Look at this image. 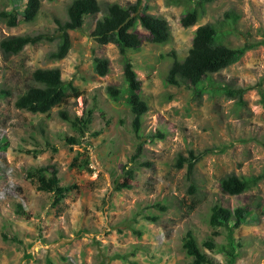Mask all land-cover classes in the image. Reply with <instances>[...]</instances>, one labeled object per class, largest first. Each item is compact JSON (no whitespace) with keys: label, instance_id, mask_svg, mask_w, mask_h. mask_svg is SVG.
<instances>
[{"label":"rangeland","instance_id":"374dc122","mask_svg":"<svg viewBox=\"0 0 264 264\" xmlns=\"http://www.w3.org/2000/svg\"><path fill=\"white\" fill-rule=\"evenodd\" d=\"M72 1L44 2L31 24L10 27L0 21V41L40 32L57 36L55 18L65 22ZM99 1L128 6L138 0ZM143 1L148 13L169 22L172 40L166 45L146 41L127 55L149 105L139 135L125 98L113 102L107 94L109 86L125 87V57L115 45H100L91 37L102 14L70 31L72 46L60 61L47 57L57 49L58 39L28 46L17 56L4 57L0 50V138L8 142L0 152V264H188L183 238L189 229L202 250L225 262L221 254L202 246L214 232L209 224L212 206L246 205L256 210L259 204L264 206V0H215L191 28L181 25L183 7L169 6L167 0ZM14 4L0 0V11H12ZM230 10L239 20L230 34H221V42L253 48L214 74L212 85L201 95L168 85L170 54L184 58L194 31L223 20ZM96 58L109 59L108 76L95 73ZM40 68L60 69L65 85L78 88L79 96L70 95L61 109L71 116L92 110V124L80 145L63 139L76 133L59 117V108L39 115L15 107L18 95L32 84V73ZM225 89L242 94V101ZM158 130L165 133L164 139L156 136ZM139 143L143 154L134 165L131 158ZM191 151L201 156L194 174L195 193L189 190L187 166L175 167L178 156L189 157ZM78 153L80 164L90 159L89 169L73 165ZM51 165L57 168L61 185L73 187L56 206L52 194L38 191L26 178L28 169ZM134 166L132 189L117 190L124 168ZM227 175L259 181L243 195L229 196L220 189V180ZM158 203L168 210L155 208ZM19 207L28 216L19 215ZM256 212L258 221L236 232L242 244L237 264H264V215ZM152 216L158 222L148 219ZM218 230L221 234L215 240L225 244L226 230Z\"/></svg>","mask_w":264,"mask_h":264},{"label":"trees","instance_id":"16d2710c","mask_svg":"<svg viewBox=\"0 0 264 264\" xmlns=\"http://www.w3.org/2000/svg\"><path fill=\"white\" fill-rule=\"evenodd\" d=\"M14 9L12 11L1 10L0 21L10 27L18 24H31L39 17L43 3H53L57 0H12ZM215 0H167V5L183 7L181 25L184 28H191L198 24L204 16L207 4ZM102 17L96 22L91 32V37L100 45L113 44L119 53L125 57L124 60V82L125 87H107V94L113 102L125 98L126 104L133 115V129L137 135L140 134L143 125V118L149 111L148 103L142 97V83L134 69L131 60L127 57L131 51L141 49L144 42L148 41L157 45H166L172 40L169 22L154 14L148 13V6L143 0L134 4L122 6L118 3H100L99 0H73L67 9V20L61 21L55 18L58 35H50L44 32L8 36L0 41V50L4 57L20 55L26 47L36 46L43 43H51L58 39L57 49L47 57L52 61L64 59L72 46L70 31H78L83 28L88 17ZM239 20V15L230 10L226 12L223 20L216 23H208L199 26L193 33L192 46L184 58L178 57L176 52L170 54L172 61L166 75V83L178 88H186L202 94L204 88L212 85V76L229 68L239 62L245 54L253 48V45L245 44L239 47H232L221 42V34H230ZM94 71L100 77L110 74V61L107 58H96L94 60ZM32 84L15 101V107L32 114L49 115L54 108H59V117L68 123L76 135L63 136L69 145H80L90 129L93 121L92 110L84 116H71L69 111L61 109L68 101L70 95L79 96L78 88L73 85H65L62 73L58 68L36 69L31 75ZM226 94L232 97L239 96L242 101V94H237L225 89ZM73 93V94H72ZM159 139L165 138V133L156 131ZM50 145V144H48ZM8 142L0 138V152L6 150ZM53 151L57 148L53 147ZM37 154V153H36ZM143 154V145L139 143L131 158L136 165ZM74 158L73 165L79 168L89 169L90 159L84 158L79 163L80 156ZM189 157L179 155L175 167L183 169L187 166V180L190 182L189 190L195 193L197 186L194 183V174L201 156L193 151ZM149 165V164H147ZM136 166L124 168L123 180L117 183V190L132 189L135 179ZM26 178L37 188L53 195V204L59 205L72 192V186H62L58 176V170L54 165L30 168L26 172ZM259 181L258 177H239L227 175L220 180V189L223 194L229 196H240L255 187ZM155 208L166 212L167 207L158 203ZM258 210L264 215V206L258 205ZM256 208L237 206L226 207L216 203L211 208L209 224L214 229L213 235L207 237L202 246L211 252L221 254L225 262H218L202 250L194 232L189 229L183 238V249L189 259L188 264H237L239 249L242 244L236 239V232L243 225L256 223L258 214ZM18 214L28 216L22 207H19ZM152 222H158V217L148 218ZM226 230V243L220 244L215 240L221 232L218 229ZM138 233V232H137ZM142 235L140 232L138 233ZM9 239L8 236H4ZM14 241H17L14 239ZM19 242V241H18ZM123 259V258H122Z\"/></svg>","mask_w":264,"mask_h":264}]
</instances>
